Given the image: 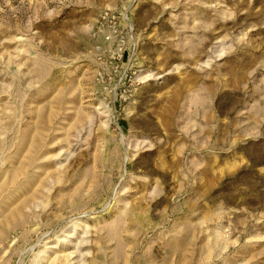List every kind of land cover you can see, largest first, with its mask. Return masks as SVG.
<instances>
[{
	"label": "rangeland",
	"instance_id": "374dc122",
	"mask_svg": "<svg viewBox=\"0 0 264 264\" xmlns=\"http://www.w3.org/2000/svg\"><path fill=\"white\" fill-rule=\"evenodd\" d=\"M0 264H264V0H0Z\"/></svg>",
	"mask_w": 264,
	"mask_h": 264
}]
</instances>
